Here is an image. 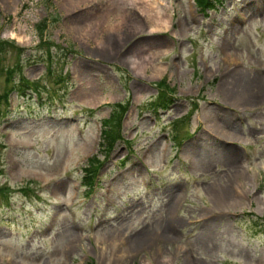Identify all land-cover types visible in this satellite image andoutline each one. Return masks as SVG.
<instances>
[{
  "label": "rangeland",
  "instance_id": "rangeland-1",
  "mask_svg": "<svg viewBox=\"0 0 264 264\" xmlns=\"http://www.w3.org/2000/svg\"><path fill=\"white\" fill-rule=\"evenodd\" d=\"M261 61L264 0H0V264H264Z\"/></svg>",
  "mask_w": 264,
  "mask_h": 264
},
{
  "label": "trees",
  "instance_id": "trees-1",
  "mask_svg": "<svg viewBox=\"0 0 264 264\" xmlns=\"http://www.w3.org/2000/svg\"><path fill=\"white\" fill-rule=\"evenodd\" d=\"M210 1L212 0H197V5L202 6V5H210ZM48 69V68H46ZM35 87V86H34ZM21 87H17L16 85L12 86V90H21L19 89ZM36 88V87H35ZM26 89V88H23ZM7 92L3 94L4 99L5 95ZM118 110H114L111 112V114L108 116V118L103 119L100 121V133H99V140H100V149L103 150L104 152L112 149V146L114 142L117 140L119 137V124L121 121V117L123 114L121 113L124 110V107L120 106L119 104L117 105ZM90 165H87V167L92 166V160L90 159ZM88 168L84 167L83 172L86 174V176L89 175V177L86 178V184L90 185L92 181V171L88 170Z\"/></svg>",
  "mask_w": 264,
  "mask_h": 264
},
{
  "label": "bare ground",
  "instance_id": "bare-ground-1",
  "mask_svg": "<svg viewBox=\"0 0 264 264\" xmlns=\"http://www.w3.org/2000/svg\"><path fill=\"white\" fill-rule=\"evenodd\" d=\"M225 63H226V62H225ZM247 87H248V86H247ZM255 88H257V87L255 86ZM255 88H254V89H255ZM254 89H252V90H254ZM252 90H251V91H252ZM209 128H210V126H209ZM214 128H215V127H214ZM214 130H215V129H214ZM224 130L226 131V132L223 131V133H224L223 135H224V136H226L227 138H231V137L233 136V135H232L233 133L228 132L226 129H224ZM220 132H221V131H220ZM213 133H214V132H213ZM215 135H217V134H215ZM234 140H235V139H234ZM135 244H136V243H135Z\"/></svg>",
  "mask_w": 264,
  "mask_h": 264
}]
</instances>
